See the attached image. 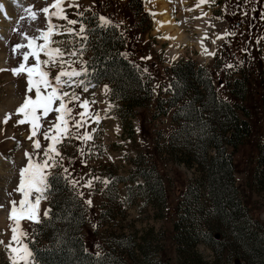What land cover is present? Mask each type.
<instances>
[{
  "label": "rangeland",
  "instance_id": "374dc122",
  "mask_svg": "<svg viewBox=\"0 0 264 264\" xmlns=\"http://www.w3.org/2000/svg\"><path fill=\"white\" fill-rule=\"evenodd\" d=\"M166 1L172 18L179 24H189L197 15L207 16L213 26L210 37L215 33V28L220 30L221 37L225 33L235 35L221 39L222 45L220 43L218 49L215 48V56L210 59L202 55L196 47L183 44L179 47L178 54H174L171 47L177 49V45L171 43L164 32H158L155 28L158 14L151 5L153 0H149L147 4L142 0L144 13L141 14H137L130 6V0H76L79 9L68 7V0L64 5L70 19L86 21L95 13L116 24L124 35L127 57L139 67L143 82L149 83L153 90L151 103L147 107H135L134 113L129 114L127 104L112 100V85L108 82L100 86L90 82L88 92L77 88L76 91L82 99L97 101L91 105L90 111L107 118L102 119L99 124L89 121L85 128L79 130L81 133L90 132L93 135L91 141L84 143L71 139L63 146H58L63 155L62 167L59 169L69 181L79 182L75 189L83 199L87 211V224L83 234L88 248L100 255L113 240L133 238L137 244L136 264L142 259L138 246H146L150 255H163L172 264H180L177 246L173 241L174 222L178 216L179 204L191 182H196L200 176L196 167L190 168L176 152L168 149L170 137L177 128L173 120L176 109L165 116L157 113V100L167 99L171 95V68L180 60L190 59L199 65L210 67L218 95L226 98L230 97L227 84L240 77L241 70H247L251 74L252 93L248 105L253 112L254 129L251 137L234 153L235 184L243 203L253 217L264 225V194L252 189L249 183L251 172L256 166L257 145L264 140V116L260 109L261 93L258 84L259 75L264 68V0H209V3L199 7L198 0ZM184 2L186 6H182ZM0 3L4 5L3 10H0V69H13L22 62L19 53H13V47L27 43L22 33L37 36V29H46V18L40 10L52 4L53 0H16V3L13 0H0ZM27 8L37 13V19H31L30 13L25 11ZM89 8L91 11H86ZM77 11L84 12V16H77ZM151 13H155V16ZM53 23L64 24L65 21L54 19ZM84 25L88 29L85 22ZM187 30L190 32L192 29ZM53 39L63 41L54 44V47L69 51L82 49V54L78 52L76 57L65 56V59L75 60L72 67L76 69H87L91 52L88 51L85 41L68 35L54 36ZM207 43L209 44V40ZM26 50L21 49L20 52ZM45 58L41 55V59ZM32 63L34 61L30 58L29 64ZM50 71L55 76L59 69L52 68ZM88 76L89 74L81 79L88 82ZM26 86L25 75L16 77L11 71H0V204L3 205L0 209V240L5 244L11 237L8 220L10 201L21 199V194L15 189L20 179L19 173L27 164L25 153L37 151L32 144L38 138L42 145L39 158H42L44 148L50 143L44 140L43 132L48 129L49 121H54L57 115L53 112L43 120L38 136L29 140L30 126L17 125L19 117L15 115L16 109L25 99ZM105 86L110 89L107 95L104 94ZM32 95L34 98V93ZM109 105L113 107L109 109ZM80 111L82 109L75 108L73 115ZM7 114L12 116L4 124L2 121ZM56 168H52L51 173ZM64 169L68 170L67 173ZM148 170L153 176L157 172L163 180L165 198L156 203L148 202L138 187L143 182L141 173ZM88 180L92 181L91 188L85 187ZM203 194V200L208 204L205 190ZM88 200L92 201L91 205L87 203ZM207 204L206 209H210ZM46 210L48 199L41 202V220L46 217ZM21 223L28 232V242L34 224L26 220ZM198 253L207 262L214 261L217 257L206 244L198 247ZM226 256L227 254L223 255L220 264ZM0 264H11L10 253L4 245H0Z\"/></svg>",
  "mask_w": 264,
  "mask_h": 264
},
{
  "label": "trees",
  "instance_id": "16d2710c",
  "mask_svg": "<svg viewBox=\"0 0 264 264\" xmlns=\"http://www.w3.org/2000/svg\"><path fill=\"white\" fill-rule=\"evenodd\" d=\"M129 4L137 14L144 13L142 0H130ZM84 22L88 26L85 45L91 52L87 63L90 82L111 84L112 100L127 104L129 114L134 113L135 107H147L153 90L149 83L143 82L139 67L127 57L120 28L97 27L98 21L93 16ZM171 73V97L157 101V113L165 116L176 108L173 120L177 128L168 149L200 173L181 200L174 222L173 241L180 264H220L225 254L222 264H264V225L241 200L234 172V153L254 129L253 112L248 105L251 74L241 70L240 77L227 84L230 97L226 98L218 95L208 66L182 61L171 68ZM258 84L264 116V68ZM257 151L249 183L252 189L264 194V140L257 145ZM141 179L138 187L148 202L165 198L163 180L157 172L153 176L150 170L144 171ZM49 183L47 197L51 211L41 223L34 224L29 239L36 263L136 264L137 244L133 238L113 240L100 255L89 249L83 234L87 224L83 199L59 167L53 171ZM204 190L210 209L205 207ZM201 244L213 249L217 255L214 261L207 262L201 257L198 253ZM138 247L142 257L139 264H172L163 255H150L146 246Z\"/></svg>",
  "mask_w": 264,
  "mask_h": 264
},
{
  "label": "snow or ice",
  "instance_id": "6c2138e0",
  "mask_svg": "<svg viewBox=\"0 0 264 264\" xmlns=\"http://www.w3.org/2000/svg\"><path fill=\"white\" fill-rule=\"evenodd\" d=\"M13 2L16 3V0ZM65 2L66 0H53L52 4L46 5L40 10L46 18V29H37L39 33L37 36H28L27 33H22L27 43L16 44L12 49L14 54L19 53L22 62L13 69H0V71H11L16 77L26 76L25 99L16 109L15 115L19 117L16 122L17 125L28 124L30 126L29 140L38 136L43 127V120L47 119L53 112L57 114L55 120L49 121L48 129L43 132L44 140L50 141V143L44 148L42 158H39L41 157L39 150L42 145L38 138L33 140L32 144V147L37 151L31 154L25 153L27 164L19 173L20 179L15 189L21 194V199L10 201L8 220L10 221L11 237L7 244L0 240V245H4L10 253L11 264H36L30 242H26L28 232L23 229L21 222L26 220L33 224L41 223L40 205L43 200L48 198L49 178L52 176L51 169L62 167L63 155L58 146H63L66 141L71 139L81 140L84 143L91 141L93 135L90 132L81 133L79 130L85 128L89 121L99 124L102 119L107 118L106 116L101 117L98 112L90 111L91 105L97 103L95 99H82L80 93L76 91L77 88L82 89L83 92L89 91L90 81L86 82L85 79H81L89 73L86 68L76 69L72 67L76 61L65 59V56L76 57L78 52L82 54L83 50L73 49L69 51L62 47L53 46L63 43V41L53 39L54 36L58 35L76 36L81 41L88 39L83 19H70L64 7ZM148 2L149 0H145V4ZM205 3H209V0H198L197 6ZM68 7L79 9V4L76 3V0H68ZM3 8L4 5L0 3V10ZM25 11L30 13L32 20L37 19V13L31 8H27ZM86 11H91V9H86ZM151 14L155 16V13ZM76 15L83 17L84 12L77 11ZM205 15L207 14L205 13ZM245 15L247 14L245 13ZM93 16L98 21L97 27H118L113 25L112 21L105 16L95 13ZM54 19L65 21V23H53ZM76 25H79L78 29ZM228 35L234 36L235 33H225L224 36L218 38L225 39ZM41 40L43 43H38ZM21 49L27 50L20 52ZM205 52L215 56L214 52H209L207 49ZM41 55L46 58L41 59ZM30 58L34 63L29 64ZM229 67L232 66L229 65ZM52 68L59 69L55 76L51 74L50 69ZM145 71L147 70L145 69ZM91 87H95V85H91ZM109 91L110 89L105 86L104 94L107 95ZM32 93H34V98ZM111 107L113 106H108L109 109ZM75 108H80L82 111L73 115ZM11 116L12 114H7L2 123L7 124ZM80 151L82 152L83 149ZM67 171L64 169L65 173ZM69 182L73 187L79 183L76 180ZM103 183H108V181H103ZM85 187L91 188L92 181H86ZM87 203L91 205L92 201L88 200ZM2 208L3 205L0 204V209ZM50 211V209L46 210L44 216H47Z\"/></svg>",
  "mask_w": 264,
  "mask_h": 264
},
{
  "label": "bare ground",
  "instance_id": "6f19581e",
  "mask_svg": "<svg viewBox=\"0 0 264 264\" xmlns=\"http://www.w3.org/2000/svg\"><path fill=\"white\" fill-rule=\"evenodd\" d=\"M185 2L182 6H186ZM151 5L154 6L158 14L155 24L156 30L158 32H164V34L168 36L167 39L171 41V43H174V45H177V49L171 47V51H173L174 54H178V49L183 44L187 47H196L202 55H206V57L210 59L212 56L208 55L205 49L209 52H214L215 48L218 49L220 46L221 39L218 38L221 37L219 33L220 30L215 28V33L210 37L213 26L207 16L203 17L197 15L196 19H193V22L189 24L185 22L184 24H179L172 18L169 4L166 0H153ZM188 28L192 30L187 32ZM207 40H209V44Z\"/></svg>",
  "mask_w": 264,
  "mask_h": 264
},
{
  "label": "water",
  "instance_id": "95a60500",
  "mask_svg": "<svg viewBox=\"0 0 264 264\" xmlns=\"http://www.w3.org/2000/svg\"><path fill=\"white\" fill-rule=\"evenodd\" d=\"M217 237L219 238V235Z\"/></svg>",
  "mask_w": 264,
  "mask_h": 264
}]
</instances>
